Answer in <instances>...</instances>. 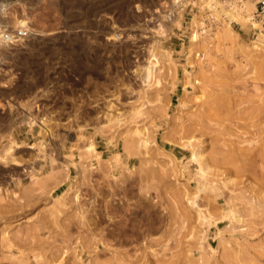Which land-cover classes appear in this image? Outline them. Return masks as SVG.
Returning a JSON list of instances; mask_svg holds the SVG:
<instances>
[{"label": "rangeland", "instance_id": "1", "mask_svg": "<svg viewBox=\"0 0 264 264\" xmlns=\"http://www.w3.org/2000/svg\"><path fill=\"white\" fill-rule=\"evenodd\" d=\"M171 2L0 0V25L29 31L0 45V264L61 256L67 264H158L162 256V264H264V224L257 232L245 225L264 216L262 206L251 215L247 198L264 188V17H255L256 0H192L171 20ZM213 93L229 117L234 152L248 151L254 162L251 173L218 166L203 174L186 139L175 149L156 142L189 123ZM139 111L149 117L137 125ZM139 125L155 130L157 162L140 161L146 148L132 138ZM213 137L199 136L205 155ZM161 165L173 174L159 175ZM210 177L222 186L214 193ZM211 193L233 195L247 221L210 225V208L213 216L230 212L224 203L212 207Z\"/></svg>", "mask_w": 264, "mask_h": 264}, {"label": "bare ground", "instance_id": "2", "mask_svg": "<svg viewBox=\"0 0 264 264\" xmlns=\"http://www.w3.org/2000/svg\"><path fill=\"white\" fill-rule=\"evenodd\" d=\"M221 1V0H220ZM224 5V4H223ZM254 5H251V7H250V10H252V8H254L253 7ZM225 7V5L223 6V8ZM224 11H226L227 12V9L225 10V9H223ZM230 10V9H229ZM228 14H230V15H232V17L233 18H235V19H237V20H240L241 18H243V16L241 15V11H233V10H230V11H228L227 12ZM240 13V14H239ZM243 13V12H242ZM242 16V17H241ZM245 16V15H244ZM245 18V17H244ZM252 18V17H251ZM252 20V19H251ZM253 21V20H252ZM23 23L25 24V22L23 21ZM253 23H256V22H254L253 21ZM231 29V28H230ZM195 37H198V33H196L195 34ZM215 93H213L212 94V96H210V101H207V102H205V103H207V104H204L205 106H203L204 108L203 109H200L199 111H197L194 115H192V117H189L188 119H190V121H189V123H186V122H188V120H186V122H184V123H186V124H181L180 126L179 125H177L175 122H177V121H173L175 124H176V129L174 130V134L172 133V131H171V133H167L166 135H164L163 133V136L164 137H161V138H158V141H156L157 140V137L156 136H153L152 137V135H153V132H155V128L158 126H156L155 127V125L157 124H155L154 125V131H152L151 132V130H150V128H148V126H145V127H143L142 125L139 127H137L136 129H134V127H133V129L135 130V131H132V132H135V134L134 135H132V138H133V144L134 145H136V147L137 146H143V147H145L146 148V150H144V152H142V150L141 151H139V152H141V153H143L142 155H141V157H140V161L141 162H143V163H147V162H152V160H155L157 157H158V153H156V149H154V147L152 146V145H150L151 143H152V141H156L157 142V144H159L160 146H162V145H164L165 146V148H170V149H175V145H173V143H178L179 141H181L182 140V142H183V140L184 139H186L183 143H181L184 147H190V148H193V151H192V153H193V159H194V161H197L199 164H200V169H201V171H202V173L203 174H207L208 173V171L210 170V173H212L213 174V168L214 167H221V168H225V172H227V174H229V175H231V174H242V175H245L246 173L245 172H252V170L251 169H253V168H250V166L249 165H252V164H250V162H252L253 164H254V162H253V160L251 161H248L247 162V160H248V158H249V155L247 154L248 153V151H246L247 153L245 154V153H242V151H241V153L240 152H237V153H235L234 152V150L235 149H233V147H235V145L233 144V145H231L230 143L232 142L233 143V141L235 140V141H237L236 139H234L233 141H230V139L227 137V136H229V134H230V132H229V134H228V131H229V126H227V122H229V117H227L226 116V114L223 112V111H225L224 110V106H222V104H221V102H220V100H222V98H221V96L219 95V96H217V94H215L217 97H215V98H211V97H213V95H214ZM218 97H220V99L218 98ZM223 103V102H222ZM224 105V104H223ZM139 112H141V111H139ZM136 113V116L133 118L134 120H131V122L133 121L134 123H136L137 125L139 124V122H140V120H138V118L139 117H141L142 116V114H143V112H141V113ZM228 114V113H227ZM144 115V114H143ZM162 115V114H161ZM132 116H134V115H132ZM254 116V115H253ZM149 117V116H148ZM148 117L146 118V117H141V118H143V119H141V120H143L144 122L148 119ZM151 117V116H150ZM162 117V116H161ZM241 117V116H240ZM144 118H146V119H144ZM132 119V118H131ZM154 119V118H153ZM153 119H151V121H153ZM180 119H181V117H180ZM253 119H254V122H255V118L253 117ZM150 121V122H151ZM148 122V121H147ZM154 122V121H153ZM153 122H151V123H153ZM166 122L168 123V122H170V121H167L166 120ZM179 122V121H178ZM247 122V121H246ZM141 123V122H140ZM155 123V122H154ZM181 123H182V119H181ZM245 123V122H244ZM146 124V123H145ZM172 124V123H171ZM136 125V126H137ZM149 125V124H148ZM153 125V124H152ZM151 125V126H152ZM170 125V124H169ZM178 126V127H177ZM257 126V125H256ZM258 126H259V124H258ZM142 127V128H141ZM159 127V126H158ZM252 128H254V127H252ZM251 128V129H252ZM258 128V127H257ZM257 128H255V129H257ZM233 129V128H232ZM158 130V129H157ZM236 130H239V129H236ZM256 131V130H255ZM257 131H258V129H257ZM123 132V131H122ZM122 132H121V130H120V133L122 134ZM235 132V131H234ZM178 133H180V135L178 134ZM210 134V135H213L214 137H215V139H216V143H214V141H213V143L214 144H212L211 146H212V148H210L211 150H210V152L208 153L209 155H205L204 154V152H203V150L205 149V145H203V141H199L200 140V138H199V136H204V135H207V134ZM246 133H248V130L246 131ZM245 133V134H246ZM255 133V132H254ZM130 134V133H129ZM178 134V135H177ZM232 134V133H231ZM230 134V135H231ZM245 134H243V136L245 135ZM123 135V134H122ZM120 136V135H119ZM122 137V136H121ZM211 137V136H210ZM213 137V138H214ZM212 138V139H213ZM248 138V137H247ZM164 139H167V140H169V142H166V141H164ZM242 139H245V138H243L242 137ZM248 141H250V140H248ZM243 141H241V143H242ZM246 142V141H245ZM245 142H243V143H245ZM235 143V142H234ZM238 143V144H237ZM236 144L239 146V141L237 142ZM247 143V142H246ZM246 143H245V146H246ZM132 144V142L130 141V144L129 145H131ZM133 144L131 145V146H133ZM180 144V143H179ZM248 144V143H247ZM250 144V143H249ZM129 145H127L128 147H129ZM230 145H231V147H232V149H230ZM236 145V146H237ZM243 145V144H242ZM159 146V147H160ZM244 146V145H243ZM242 146V147H243ZM250 146V145H249ZM136 147H135V149H136ZM139 147H137V149L139 148ZM240 147H241V145H240ZM248 147V146H247ZM141 148V147H140ZM164 148V147H163ZM236 148V147H235ZM244 148V147H243ZM250 148V147H249ZM249 148H247V150L249 149ZM129 149V148H128ZM137 149L135 150V151H137ZM237 149V148H236ZM152 150H155V151H152ZM250 151L251 150H255L254 148H250L249 149ZM169 151V150H168ZM245 151V150H244ZM249 151V152H250ZM131 152V151H130ZM140 153V154H141ZM191 153V154H192ZM253 153V152H252ZM135 154V153H134ZM60 156L62 157V158H64L63 160L64 161H66L67 162V160H66V157L62 154V152H60ZM251 157L252 158H254V155L252 156L251 155ZM250 157V158H251ZM255 159V158H254ZM134 161H135V159H134ZM155 162H157L156 160H155ZM155 162H154V164H155ZM63 164H64V162H62ZM67 164V163H66ZM162 164H164V163H162ZM263 164V163H262ZM164 165H166V164H164ZM167 166V165H166ZM151 167V166H150ZM153 167V166H152ZM160 167H162V165L161 166H159L158 168H160ZM252 167V166H251ZM163 168V167H162ZM219 169V170H223V169ZM263 169H264V165H263V167H262ZM152 169H154V167L152 168ZM165 169V167L163 168V169H161L162 170V172L163 173H160L159 175H162V176H164L165 178H166V175H167V177H168V174H170V175H172L173 174V169H171L170 170V168H168L169 169V171H171L172 172V174H171V172L170 173H164V170ZM156 170V169H155ZM160 170V171H161ZM166 170V172H168L167 171V169H165ZM218 170V171H219ZM254 170V169H253ZM217 171V172H218ZM157 172V171H156ZM223 172V171H222ZM222 172H220V173H217V175H220ZM224 172V173H225ZM148 174V173H147ZM158 174V173H157ZM227 174H226V176H227ZM229 175H228V177H229ZM248 176V175H247ZM146 177V176H145ZM154 177V179H155V177H156V175L155 176H153ZM164 177H162V179L164 178ZM240 177V176H239ZM245 177V176H244ZM248 177H250V176H248ZM143 178V177H142ZM147 178V177H146ZM157 178V177H156ZM159 178V177H158ZM255 178H257V177H255ZM149 179V178H148ZM151 179H153V178H151ZM160 179H161V177H160ZM161 179V180H162ZM144 180V179H143ZM147 180V179H146ZM158 180V179H157ZM167 180V179H166ZM213 181H215V180H212L211 179V177H210V191L211 192H213L214 193V191H216V189L217 188H221L222 186L220 185V184H216V183H213ZM263 181H264V177H263ZM165 183V182H164ZM167 184H168V182H166ZM166 184V185H167ZM264 186V185H263ZM213 193H211V195H210V197H212V196H214V195H212ZM180 196V194H178V197ZM245 197H247V195L245 196ZM244 196L242 197V199H244L245 198ZM232 198V201L230 200ZM247 198H249V203L251 204V215L252 214H254L255 212H256V208H258L259 206H262L263 207V209L262 210H264V188L263 187H260L259 189H254V192L252 193V197L250 196V197H247ZM179 199V198H178ZM194 203H197V201H194ZM219 203H224V205H226V207H227V209H230V212L228 213V212H223L222 214H220V215H218V216H213L212 215V210H211V208H210V225H212V224H215V222H223V221H225V219H227V218H229V219H231L232 220V222H246L244 219H242V213H243V210H245V205L242 207V209L240 210V209H235L236 207H237V205H238V203L235 201V199L233 198V195H228V197H226L225 199H222V200H218L217 199V197H215L214 196V199H211L210 200V205L213 207H217V205L219 204ZM248 203V204H249ZM238 212H240V214L238 213ZM174 216V215H173ZM176 217V216H175ZM175 217H173V218H175ZM103 218V217H102ZM101 218V219H102ZM235 220V221H234ZM249 222L248 223H245V225H248V231L250 230V229H252L254 232H257L258 231V225H261V224H264V216H261L260 218H250V220H248ZM218 223V224H219ZM113 229H115V228H112V230ZM127 228H124V230H126ZM128 230V229H127ZM129 230H131V228H129ZM110 231V230H109ZM114 231V230H113ZM112 231V232H113ZM115 231H116V229H115ZM132 231V230H131ZM115 233V232H114ZM134 233V232H133ZM137 233V232H136ZM69 235V234H68ZM66 235H64V237L63 238H65V240L63 239V243L66 241V240H68V238H67V236L65 237ZM104 236V235H103ZM67 238V239H66ZM103 238V237H102ZM90 240H93V239H90ZM89 240V241H90ZM95 240V239H94ZM69 241V240H68ZM75 241V240H74ZM73 241V242H74ZM79 241V240H78ZM84 241H86V240H84ZM87 241H88V239H87ZM159 242H160V240H158ZM163 241H165V240H163ZM166 241H168V240H166ZM10 242V241H9ZM72 242V243H73ZM93 242V241H92ZM97 242V241H96ZM96 242H94V243H96ZM99 242V241H98ZM11 243H12V241H11ZM9 244L10 246L13 244ZM68 242H65V244H67ZM71 243V244H72ZM88 243V242H87ZM91 243V242H90ZM151 243V242H150ZM154 243H156V242H154ZM168 243H169V241H168ZM65 244H64V246H65ZM69 244H70V242H69ZM68 244V245H69ZM70 244V245H71ZM76 244H78L77 242H76ZM85 244V243H84ZM83 244V245H84ZM91 244H93V243H91ZM152 244V243H151ZM161 244H163L162 242H161ZM14 245V244H13ZM54 245V244H53ZM53 245H51V246H53ZM68 245H66V248L68 247ZM98 245V244H97ZM96 244L95 245H93V248L94 249H96V248H98V246H97ZM170 245V244H169ZM50 246V247H51ZM58 246V245H57ZM62 247H64L63 245H61ZM85 246V245H84ZM94 246H97V247H94ZM152 246H153V244H152ZM158 246H159V243H158ZM166 246V245H165ZM164 246V248H165V250L167 249V247H165ZM168 246V245H167ZM36 247V246H35ZM56 247V246H55ZM60 247V246H59ZM73 247V246H72ZM86 247V246H85ZM88 247V246H87ZM91 247V246H90ZM53 248V247H52ZM57 248V247H56ZM55 248V249H56ZM71 247H69V249H70ZM75 248V247H74ZM73 248V249H74ZM84 248V247H83ZM93 248L91 249V251L94 253L95 251L93 250ZM38 248H36V250L34 249V247H33V249L32 250H34L37 254L38 253H40L38 250H37ZM57 249H59V250H62V249H60V248H57ZM82 249V248H81ZM152 249V248H151ZM52 250V249H51ZM65 250V247H64V249H63V251ZM71 250V249H70ZM70 250H67V251H70ZM90 250V249H89ZM88 250V251H89ZM97 250V249H96ZM155 250V249H154ZM154 250H152L151 251V256H152V254H154V252L156 253L157 251H154ZM158 250V249H157ZM169 250V249H168ZM33 251V252H34ZM49 252H50V250H48ZM61 252V253H64V252ZM99 251H101V250H99ZM129 251V252H128ZM160 251H161V249H160ZM159 251V252H160ZM192 251V250H191ZM52 252H54V251H52ZM52 252H50V253H52ZM65 252H66V250H65ZM85 252V251H84ZM90 252V251H89ZM88 252V253H89ZM91 252V253H92ZM122 252H124V251H122ZM129 254L130 253V250H127V251H125V254H127V253ZM153 252V253H152ZM158 252V253H159ZM167 252V251H166ZM82 253H83V250H82ZM101 254V252H98V254ZM147 253V252H146ZM145 253V254H146ZM158 253H156L157 254V256L160 254H158ZM163 253V252H162ZM55 255H56V253H54ZM53 254V255H54ZM78 254L79 253H77V254H73V255H76V256H78ZM90 254V253H89ZM103 254V253H102ZM119 254H121V253H119ZM118 254V255H119ZM127 254V255H128ZM130 254H133L132 252L130 253ZM140 254V253H139ZM156 254H154V256H156ZM39 255V254H38ZM47 255V253L44 255V256H46ZM49 255H51V254H49ZM53 255H51L52 257H53ZM54 255V256H55ZM115 255V254H114ZM122 255H124V254H122ZM136 255L137 254H135L134 255V258L136 257ZM51 256H50V258H51ZM64 256V255H63ZM66 256V255H65ZM71 256V255H70ZM76 256H74V257H76ZM80 256V255H79ZM93 256V255H92ZM116 256V255H115ZM131 256V255H130ZM138 256V255H137ZM142 256V255H141ZM162 256V255H161ZM164 256H166V255H164ZM232 255H231V253H229L228 252V258H230ZM36 257V256H35ZM48 257V256H47ZM57 257H58V255H57ZM67 257V256H66ZM69 257V256H68ZM67 257V258H68ZM81 257V256H80ZM80 257L78 258V260H76V263H77V261L79 262V259H80ZM113 257V256H112ZM111 257V258H112ZM117 257V256H116ZM119 257H121L120 255H119ZM125 257H127V256H125ZM132 258H133V256H131ZM130 257V258H131ZM143 257V256H142ZM163 257V256H162ZM161 257V261H163V258ZM30 258V257H29ZM38 258V257H37ZM45 258V257H44ZM50 258H47V261L50 259ZM55 258H56V256H55ZM99 258H100V255H99ZM110 258V259H111ZM114 258V257H113ZM118 258V257H117ZM117 258H116V260H117ZM130 258H127V260L128 259H130ZM133 258V259H134ZM144 258V257H143ZM146 259H147V257H145ZM144 258V260L146 261V259ZM46 259V258H45ZM43 260V261H46V260ZM53 259H54V257H53ZM66 258L64 257V258H62V256H61V261H60V259H56V260H54L53 261V263L51 262V264H56L58 261V264H60L61 262V264H67V263H63L64 262V260H65ZM90 259V258H89ZM122 260V262L123 263H125V261H126V259L124 260L123 259V256H122V258H121ZM132 259V260H133ZM190 259V258H189ZM120 260V259H119ZM119 260H118V262H119ZM136 260V259H135ZM51 261V260H50ZM72 261V260H71ZM96 262H97V260H95ZM100 261V260H99ZM112 261V260H111ZM136 261H138V260H136ZM140 261H142V259L140 260ZM158 261V260H157ZM161 261H159V263H161ZM194 260H192V262H193ZM29 262V261H28ZM66 262V261H65ZM75 262V261H74ZM81 262V261H80ZM79 262V264H82V263H80ZM102 262V264H104V262L103 261H101ZM126 262H128V261H126ZM165 262V261H164ZM172 262V261H171ZM175 262V261H174ZM24 264V262H21V264ZM31 263V262H30ZM44 263V262H43ZM50 263V262H49ZM89 263V262H88ZM111 263V262H110ZM109 263V264H110ZM117 263V262H116ZM115 263V264H116ZM130 263V262H129ZM131 263H134V260H133V262H131ZM130 263V264H131ZM158 263V264H159ZM177 263V262H176ZM28 264V263H27ZM47 264H48V262H47ZM74 264V263H73ZM78 264V263H77ZM87 264V263H86ZM91 264V263H90ZM94 264H96V263H94ZM100 264V263H99ZM126 264V263H125ZM128 264V263H127ZM151 264V263H150ZM162 264V263H161ZM172 264V263H171ZM174 264V263H173ZM178 264V263H177ZM181 264H182V262H181ZM184 264V263H183ZM186 264H192V263H186ZM193 264H194V262H193ZM202 264H206V261L204 260V262L202 263Z\"/></svg>", "mask_w": 264, "mask_h": 264}, {"label": "built area", "instance_id": "3", "mask_svg": "<svg viewBox=\"0 0 264 264\" xmlns=\"http://www.w3.org/2000/svg\"><path fill=\"white\" fill-rule=\"evenodd\" d=\"M191 1L192 0H172V4L168 5L166 8L167 16L172 20L177 14L176 11L185 9L190 5ZM231 2L233 3L230 4V6H242L244 0H231ZM256 2L255 17H264V0H256ZM28 36L29 31L25 28L10 30L0 25V45H14Z\"/></svg>", "mask_w": 264, "mask_h": 264}]
</instances>
